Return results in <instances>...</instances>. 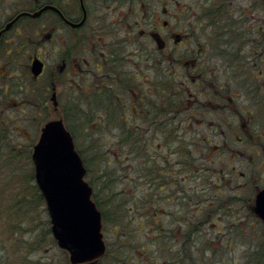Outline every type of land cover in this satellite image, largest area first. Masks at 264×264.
Segmentation results:
<instances>
[{
  "label": "flooded vegetation",
  "instance_id": "flooded-vegetation-1",
  "mask_svg": "<svg viewBox=\"0 0 264 264\" xmlns=\"http://www.w3.org/2000/svg\"><path fill=\"white\" fill-rule=\"evenodd\" d=\"M157 1L165 2L158 12ZM167 2L0 0V107L12 93L23 105L44 91L64 124L75 120L72 111L99 109L105 126L179 127L181 152L210 165L220 194L248 192L216 220L228 217L232 236L249 240L236 264H264V218L256 212L264 190V0H184L175 23ZM47 103L32 102L38 110Z\"/></svg>",
  "mask_w": 264,
  "mask_h": 264
},
{
  "label": "rangeland",
  "instance_id": "rangeland-1",
  "mask_svg": "<svg viewBox=\"0 0 264 264\" xmlns=\"http://www.w3.org/2000/svg\"><path fill=\"white\" fill-rule=\"evenodd\" d=\"M183 1L168 0L166 3L172 23L180 17ZM15 2L11 1L13 8L17 7ZM164 4L165 2L157 1L154 7L156 12ZM178 50L172 51L173 56H179ZM175 59L174 57L173 70H179V63ZM13 91L19 92L17 89ZM41 94L42 96H36L38 100L27 101L24 99L27 94H23L25 101L22 105L21 95L12 93L10 103L5 108L0 107V138L7 142L6 148H13L14 154L8 159L0 160V186L2 185L5 196L4 199L0 198V203L13 205L20 198L25 200L23 222L8 218L6 211L1 209L0 264H70L68 254L57 247L51 234L45 202L35 195L36 183L31 159L33 146L43 124L58 119L59 116L52 110L50 94H46L47 97L44 91ZM29 96L30 94L28 98ZM45 100L48 103L43 110H38L32 104L35 101L41 105ZM85 123L82 119L79 122L73 121L70 128L75 134V148L84 155L89 166L86 181L91 180L92 190L97 191L100 203L108 211V220L102 225L106 254L97 261L98 264L243 262V241L247 245L249 240L232 236L228 217L222 221H217L216 218H220V214L228 215V210H233V198L238 192H248L226 187L223 194H220L216 187L218 180L207 170L210 168L207 162L186 157L183 153L180 156V128L173 136L176 143L171 141L166 144L161 139L158 141L162 148L157 156L162 157L161 161L168 160V168L165 170L166 175L161 176L164 183L151 189L142 178L143 175L139 173L138 176V165L133 157L130 158L127 152L118 148L108 149L109 143L90 141V137L99 136L100 133L90 128V122L87 125ZM115 133H111V136ZM140 137L144 138L143 133ZM113 153L117 156L112 157ZM1 154L6 156V153ZM180 160L184 162V166L188 163V169L181 168ZM99 175L104 177L98 178ZM200 176L203 184L198 179ZM15 195L16 200L13 201ZM199 198L203 204L197 203ZM211 198H220L219 206L216 204L218 201L212 202ZM152 199L153 202H150ZM140 200L143 201L139 202ZM210 202L214 205L208 209ZM165 207L164 212L162 210ZM201 210H211V216L201 220ZM247 225L249 226L248 221Z\"/></svg>",
  "mask_w": 264,
  "mask_h": 264
},
{
  "label": "water",
  "instance_id": "water-1",
  "mask_svg": "<svg viewBox=\"0 0 264 264\" xmlns=\"http://www.w3.org/2000/svg\"><path fill=\"white\" fill-rule=\"evenodd\" d=\"M33 72L37 76L41 68L36 65ZM31 159L57 246L68 252L70 264H93L105 251L102 217L91 199L92 188L85 180L86 169L73 137L61 119L41 127ZM256 201V212L264 218V190Z\"/></svg>",
  "mask_w": 264,
  "mask_h": 264
},
{
  "label": "trees",
  "instance_id": "trees-1",
  "mask_svg": "<svg viewBox=\"0 0 264 264\" xmlns=\"http://www.w3.org/2000/svg\"><path fill=\"white\" fill-rule=\"evenodd\" d=\"M76 118L73 121L79 122L81 119L86 121V125L90 122V128L93 129V131L97 130L98 133H100L99 136H94L90 137V141L94 142H101L102 144H107L108 149H113L117 150V148L120 151L127 152V155L136 161V164L138 165V171L137 174L139 176V173L142 176L144 180L147 181V184L149 188L151 187L152 182L154 181V177L158 176L161 173V170L164 172L168 167L166 164L168 163V160L161 161L160 158L157 156V153L159 152L160 148H162L161 144H158V141L161 139L164 141V138H166V134L170 135L171 132V137H169V141H174L176 143V139H174V134L179 130V127H172L167 128L164 127H150L146 124H141V125H130V124H124L122 126H105L102 124L100 118H101V113L102 111L97 109V110H92V111H87V110H75L72 111ZM125 114H127V111H124ZM90 116V117H88ZM129 120V117H128ZM71 122L66 123V128L70 131V133L73 136V139H75V134L71 130ZM85 125V126H86ZM116 132L114 136H111L113 132ZM141 132V133H140ZM143 133L144 138L140 137V135ZM114 137V139H112ZM179 140V139H177ZM112 141V143H110ZM165 143V142H164ZM7 142H5L4 139L0 138V153H6V156L0 155V160L1 159H8L12 157L13 154V148H6ZM77 150V149H76ZM11 155H9L8 153ZM78 154L80 155L83 164L86 169L87 176L89 175V166L87 165V161L84 157V155L78 151ZM103 153H106L104 150H102ZM178 152L181 154L180 156L182 157L183 154L181 151L178 150ZM156 155V156H154ZM116 157L117 154L113 153L112 157ZM164 158V157H163ZM160 161V162H159ZM181 168L187 167L188 169V163H185V166L183 165L184 162L180 160ZM1 168V167H0ZM104 176H98V178H102ZM165 181V180H163ZM172 181V180H171ZM89 185H92L93 183L91 180H89ZM179 183V181H178ZM94 188V187H93ZM35 195L36 197L41 200L42 202L44 201L40 191L38 188L35 186ZM3 197L4 199V189L2 185L0 186V198ZM92 199L94 203L96 204L98 210L101 212L102 215V220L103 222H106L108 220V211L106 210V206H103L100 203L99 196L97 191L92 192ZM13 201L16 200V195L12 199ZM143 201V200H142ZM1 202V201H0ZM25 200L23 198H20V201L13 202V205H8L4 203H0V212L1 209L3 211H6L8 218L20 220V222H23V203ZM105 207V208H104ZM3 213V212H2Z\"/></svg>",
  "mask_w": 264,
  "mask_h": 264
}]
</instances>
